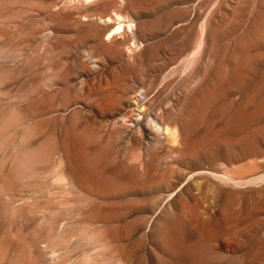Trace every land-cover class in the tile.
Wrapping results in <instances>:
<instances>
[{"label":"rangeland","instance_id":"374dc122","mask_svg":"<svg viewBox=\"0 0 264 264\" xmlns=\"http://www.w3.org/2000/svg\"><path fill=\"white\" fill-rule=\"evenodd\" d=\"M0 264H264V0H0Z\"/></svg>","mask_w":264,"mask_h":264}]
</instances>
